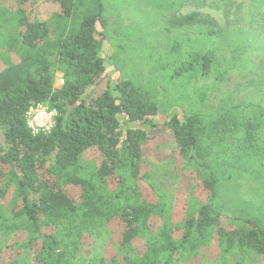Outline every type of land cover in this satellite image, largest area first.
Here are the masks:
<instances>
[{
	"label": "trees",
	"instance_id": "16d2710c",
	"mask_svg": "<svg viewBox=\"0 0 264 264\" xmlns=\"http://www.w3.org/2000/svg\"><path fill=\"white\" fill-rule=\"evenodd\" d=\"M46 4L57 10L44 19ZM107 29L105 0H0V264H260L264 205L236 185L264 182V91L245 100L264 86V56L260 86L249 77L233 84L213 69L211 51L174 42L173 102L189 98V106L160 124V91L131 77L107 80ZM197 74L216 75L222 87L208 107L189 87ZM43 103L57 111L56 124L33 136L25 114ZM144 125L171 130L184 167L210 192L180 221L143 171ZM221 192L238 202H222ZM87 241L113 253H91ZM206 250L217 259L205 261Z\"/></svg>",
	"mask_w": 264,
	"mask_h": 264
},
{
	"label": "rangeland",
	"instance_id": "374dc122",
	"mask_svg": "<svg viewBox=\"0 0 264 264\" xmlns=\"http://www.w3.org/2000/svg\"><path fill=\"white\" fill-rule=\"evenodd\" d=\"M121 1L124 2L105 0L108 29L105 31L107 39L102 56L107 80L115 84L121 77H131L144 89L160 91L161 111L153 118L154 121L162 124L172 116L182 117L184 109L189 106V98L188 104L173 102L176 94L170 89L173 77L166 65L174 42H180L184 51L190 45L198 52L211 51L213 69L217 73L227 72L225 78L232 79L233 84L249 77L259 85L258 62L264 56V0ZM55 10V5H42L38 8V15L47 19ZM181 20L184 25L178 26ZM200 74L192 79L189 87L201 93L197 96L198 100L202 98L197 101V106L201 103L203 107H208L209 103L217 99L214 98L216 94L218 97L222 94V87L216 88V75ZM61 85L62 74L56 71L55 87ZM260 91H264V86L252 87L251 94L249 92L245 97L246 102ZM207 92L212 93L211 98L204 103ZM131 126L136 127L133 124ZM143 127L147 133V139L141 146L143 171L166 198L174 221H180L185 218L189 207L205 202L210 192L203 187L200 172L184 167V159L179 154L169 128ZM86 161L98 165V156H90ZM243 179H239L236 185L239 193L245 195L244 199L247 196L256 199L255 206L264 205V182L251 188L242 182ZM220 197L222 202H238L234 194L221 192ZM225 210L229 211V208ZM86 249L102 256L113 253L111 247L99 241H87ZM203 253L205 261L217 259L209 250ZM194 260V264H198L203 259ZM260 264H264V261Z\"/></svg>",
	"mask_w": 264,
	"mask_h": 264
},
{
	"label": "built area",
	"instance_id": "2783aa9c",
	"mask_svg": "<svg viewBox=\"0 0 264 264\" xmlns=\"http://www.w3.org/2000/svg\"><path fill=\"white\" fill-rule=\"evenodd\" d=\"M57 111L48 104L32 105L25 114V123L33 136L50 133L56 124Z\"/></svg>",
	"mask_w": 264,
	"mask_h": 264
}]
</instances>
